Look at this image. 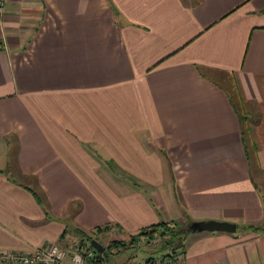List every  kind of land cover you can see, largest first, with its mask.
I'll list each match as a JSON object with an SVG mask.
<instances>
[{"label": "crops", "instance_id": "1", "mask_svg": "<svg viewBox=\"0 0 264 264\" xmlns=\"http://www.w3.org/2000/svg\"><path fill=\"white\" fill-rule=\"evenodd\" d=\"M201 219L182 264H264V0H5L0 251Z\"/></svg>", "mask_w": 264, "mask_h": 264}, {"label": "built area", "instance_id": "2", "mask_svg": "<svg viewBox=\"0 0 264 264\" xmlns=\"http://www.w3.org/2000/svg\"><path fill=\"white\" fill-rule=\"evenodd\" d=\"M5 0H0V19L2 18ZM114 225L110 230L114 231ZM159 232H145L128 238V243L140 245L145 243H159ZM91 239V238H90ZM90 239H85L81 244H73L69 248L62 247L55 242H46L30 251H0V264H108L103 256V251L96 250ZM88 243V244H87ZM134 254H129V260L123 264H182V249L166 248L158 256H146L143 259H133Z\"/></svg>", "mask_w": 264, "mask_h": 264}, {"label": "rangeland", "instance_id": "3", "mask_svg": "<svg viewBox=\"0 0 264 264\" xmlns=\"http://www.w3.org/2000/svg\"><path fill=\"white\" fill-rule=\"evenodd\" d=\"M4 10H5V4H4ZM220 82L222 83V85L227 86L225 82L223 81ZM230 93H232V90H230ZM233 99L234 101H236L237 97L235 96ZM235 104L237 105V109H239L240 107L239 101H236ZM106 231H109V229L106 226H104L101 229L97 228L90 234L91 235L90 237L101 241L105 245L106 251L105 253L103 252V256L108 264H123L129 260L130 258L129 254L131 253L134 254L132 256L133 259H143L146 256H158L164 249V248L160 249V244L157 242L154 243L143 242L138 246L131 243H128V245H126V241L128 240L131 234L127 237L119 238L117 236H114L113 232L111 234H106ZM85 239L86 238H83L81 242H78L76 244H81L82 242H84ZM114 240L118 242L114 243L113 242Z\"/></svg>", "mask_w": 264, "mask_h": 264}, {"label": "trees", "instance_id": "4", "mask_svg": "<svg viewBox=\"0 0 264 264\" xmlns=\"http://www.w3.org/2000/svg\"><path fill=\"white\" fill-rule=\"evenodd\" d=\"M185 224H177V223H169L166 221H161V222H157L155 224H152L148 227H143L141 229H139L138 231L132 233L130 235V237H134L135 235H139L145 232H158L161 235V241L159 242L160 244V249L164 248H175L178 247L180 248L182 246V241L184 240L185 236L187 235V231H186V227ZM248 228H252V229H257L258 227L255 225H248ZM91 233L88 232H83L80 233V237L81 240H83V238L86 239H90ZM114 243L118 242V241H113ZM163 249V250H164ZM106 249L103 251L105 253ZM182 252L184 253V251L182 250Z\"/></svg>", "mask_w": 264, "mask_h": 264}, {"label": "water", "instance_id": "5", "mask_svg": "<svg viewBox=\"0 0 264 264\" xmlns=\"http://www.w3.org/2000/svg\"><path fill=\"white\" fill-rule=\"evenodd\" d=\"M187 232H200V231H236V223L216 219H201L192 220L185 224ZM90 244L98 251H103L104 246L95 238L90 239Z\"/></svg>", "mask_w": 264, "mask_h": 264}]
</instances>
